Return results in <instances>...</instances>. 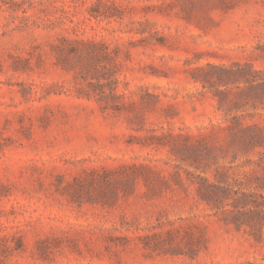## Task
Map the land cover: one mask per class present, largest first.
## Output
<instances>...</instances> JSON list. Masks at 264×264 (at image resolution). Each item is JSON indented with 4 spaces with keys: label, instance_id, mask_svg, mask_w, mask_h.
<instances>
[{
    "label": "rangeland",
    "instance_id": "1",
    "mask_svg": "<svg viewBox=\"0 0 264 264\" xmlns=\"http://www.w3.org/2000/svg\"><path fill=\"white\" fill-rule=\"evenodd\" d=\"M0 264H264V0H0Z\"/></svg>",
    "mask_w": 264,
    "mask_h": 264
},
{
    "label": "trees",
    "instance_id": "2",
    "mask_svg": "<svg viewBox=\"0 0 264 264\" xmlns=\"http://www.w3.org/2000/svg\"><path fill=\"white\" fill-rule=\"evenodd\" d=\"M248 196L247 195H245V198H247Z\"/></svg>",
    "mask_w": 264,
    "mask_h": 264
}]
</instances>
